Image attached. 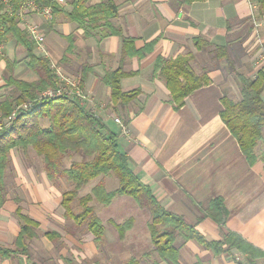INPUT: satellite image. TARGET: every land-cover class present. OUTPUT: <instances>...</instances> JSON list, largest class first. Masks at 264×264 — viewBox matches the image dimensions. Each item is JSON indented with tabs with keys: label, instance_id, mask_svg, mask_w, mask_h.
<instances>
[{
	"label": "crops",
	"instance_id": "1",
	"mask_svg": "<svg viewBox=\"0 0 264 264\" xmlns=\"http://www.w3.org/2000/svg\"><path fill=\"white\" fill-rule=\"evenodd\" d=\"M37 1L53 2L56 7L50 4L49 19L38 13L29 15L43 36L44 50L35 44L34 53L58 67L63 78L79 82L87 96L82 106L102 121L107 132L115 134L132 172L150 187L160 204L194 225L206 241H220L235 232L264 252V162L249 163L221 119L228 75L218 66L208 67L213 61L210 50L202 42L201 48L195 43L201 39L211 45L230 44L235 53H242L239 63L254 70L257 65L252 54L258 42L264 46V13L259 14L254 0H114L117 14L108 21L121 34H104L102 26L87 28L71 18L68 13L77 0ZM99 1L87 0V5ZM252 2L256 28L251 21ZM122 36L131 38L135 49L152 43L151 49L142 57L127 55L122 60ZM177 55H189V68L198 74L205 72L211 81L174 108L164 78L152 70L158 56ZM26 62L22 45L14 39L0 42V102L15 93L6 85L7 63L15 78L38 81ZM119 66L127 73L120 79L121 89H139L125 104L112 102L111 90L103 81L105 72ZM115 116L128 133L122 132ZM33 154L25 155L16 148L9 151L3 177L5 198L0 203V247L14 248L20 230L18 205L38 223L37 236L29 241L28 255L14 253L0 258V264H128L132 259L136 264H173L153 250L149 214L143 215L128 195H116L107 205L90 201L104 226L102 242L96 243L83 223L65 216L62 194L73 185L65 177L51 180ZM114 177L107 174L91 179L78 196L89 193L99 181L106 190L116 188ZM212 198L222 199L225 214L222 212L220 220L202 215L203 206ZM70 207L75 213L81 210L78 197ZM103 207H110V212H102ZM127 219L132 224L120 238L116 224ZM176 245L177 264H264V255L249 258L226 245L214 250L180 238Z\"/></svg>",
	"mask_w": 264,
	"mask_h": 264
},
{
	"label": "trees",
	"instance_id": "2",
	"mask_svg": "<svg viewBox=\"0 0 264 264\" xmlns=\"http://www.w3.org/2000/svg\"><path fill=\"white\" fill-rule=\"evenodd\" d=\"M254 2L259 14H263L264 0ZM45 4L56 7L53 2ZM18 5V1H13L12 10L8 12L0 3V42L14 39L17 44L22 45L26 49V63L36 72L39 79L36 82L19 80L13 76L12 66L7 63L9 75L6 78V85L13 87L15 93L0 102L1 117H6L15 104L34 99L37 92L53 87L58 82L49 60L34 53V40L17 25L15 11ZM116 14L117 6L114 0H100L94 5H87V0H77L68 13L71 18L78 20L87 28L102 26L104 34H121V31L108 21ZM195 43L198 48H201V44L212 47L211 54H215L214 57L218 60H224L238 79L240 97L234 101L226 94L223 95L220 116L236 138L247 161L253 163L260 159L264 162V74L258 70L256 77H249L236 70L234 64L239 61L242 53H235L234 46L230 48V44L211 45L201 39ZM133 45L131 38L122 36V60L127 55L144 56L151 49L152 43H146L140 49H135ZM188 59L189 55H177L174 58L158 56L153 65V74H160L164 78L174 108L180 107L193 90L211 81L205 72L202 74L192 72L187 63ZM126 74L122 66H119L115 70L105 72L103 76L104 83L111 90L110 97L113 103H128L139 92L138 88L127 92L121 89L120 79ZM83 78L81 75L80 81ZM44 119L47 122L43 124ZM259 142H262L263 146L257 152ZM12 148L20 150L25 155L31 149L40 158L51 180L65 177L73 185L62 194L61 205L65 210V216L83 223L86 229L94 234L96 243L102 242L104 226L89 202L94 199L107 205L116 195H128L140 208L148 210L151 243L153 250L162 260L177 264V238L182 242L193 239L214 250L218 246L226 245L249 258L264 255L262 250L235 232L227 233L220 241H206L194 225L187 223L182 216L166 210L155 198L150 187L132 172L127 156L118 149L115 134L107 132L102 121L77 100L67 96L34 100L31 106L22 109L14 120L0 129V203L5 198L3 177L8 164V154ZM107 174L117 178L116 188L106 190L103 182L99 181L89 193L78 196L79 189L88 181ZM76 197L81 207L77 213L70 207L71 201ZM222 212L225 214L222 199L212 198L203 206L202 215L208 214L220 220ZM16 213L20 220V230L14 239V248L0 247V258L9 257L14 253L28 255L29 241L37 236L38 223L24 214L19 205ZM131 224L132 219L116 224L120 238ZM128 264H136V261L132 259Z\"/></svg>",
	"mask_w": 264,
	"mask_h": 264
},
{
	"label": "built area",
	"instance_id": "3",
	"mask_svg": "<svg viewBox=\"0 0 264 264\" xmlns=\"http://www.w3.org/2000/svg\"><path fill=\"white\" fill-rule=\"evenodd\" d=\"M15 0H0V3L4 5V10L11 11L12 10V2ZM18 1L19 5L15 11V20L17 25L23 29L30 38H32L36 44V46L43 49V36L37 30L35 24L30 22L29 15L30 14H41L45 18L49 19L52 16V7L49 4H41L37 0H16ZM59 3H62L63 0H56ZM251 6V21L253 26L256 28L257 23V13H256V6L254 3H250ZM260 43V42H259ZM261 45V44H260ZM256 65L257 71L253 74L252 77L257 76L258 70H261L264 74V47H260L257 52L256 56ZM51 68L54 70V73L58 77V82L53 87H47L39 92L36 93L34 99H27L24 102L15 104L13 110L6 116H0V129L7 126L12 120L15 119L16 116L21 112L23 109H27L34 100L50 98V97H60V96H67L71 99L77 100L79 103H83L84 100L87 99L86 94L83 92L82 88L79 85V82L76 80H69L63 78L61 71L58 67L51 64ZM263 96H264V86H263ZM114 121L120 126L122 132L124 134L128 133L126 126L121 121L120 117L115 116Z\"/></svg>",
	"mask_w": 264,
	"mask_h": 264
},
{
	"label": "rangeland",
	"instance_id": "4",
	"mask_svg": "<svg viewBox=\"0 0 264 264\" xmlns=\"http://www.w3.org/2000/svg\"><path fill=\"white\" fill-rule=\"evenodd\" d=\"M259 43V42H258ZM262 45H260V43H259V46H257V48H256V50L253 52V58L256 60V56H257V52H258V49L261 47ZM262 47H264V46H262ZM205 48H207V50H210L209 52H211V50H212V47H209V46H207V47H205ZM215 56V54H213L212 53V57H211V59L213 60L209 65L207 64V66L208 67H216V66H218V67H220L219 68V70H221V71H224L225 73H227V85L225 86L226 87V90H227V96L229 97V98H231L232 100H234V99H239V97H240V95H239V81H238V79L236 78V76L234 75V73L232 72V71H230V68L228 67V65H224V64H221L218 60H216V58L214 57ZM215 60V61H214ZM223 65H224V67H226L227 68V70H225V69H223ZM222 67V68H221ZM256 67V66H255ZM254 67V70H249L250 68H249V66L248 67H243L242 66V63H239V61L237 62H235V64H234V68L236 69V70H238L239 72H241V73H244L245 75H247L248 76V73H250L249 74V77H252L253 76V74L257 71V70H255V69H257V67L255 68ZM191 69V68H190ZM191 71L192 72H194L195 74H198V73H196L194 70H192L191 69ZM202 73H204V72H201L200 74H202ZM229 73V74H228ZM235 101V100H234ZM47 121H46V119H44L43 121H42V123L44 124V123H46ZM263 146V143L262 142H259V144L257 145V147H256V150H257V148H260V147H262ZM28 152H30L31 154H33L34 152L31 150V149H29L28 150ZM33 152V153H32ZM34 155V154H33ZM32 155V156H33ZM34 156H36V155H34ZM38 158V157H37ZM78 158V157H77ZM40 159V158H39ZM66 164H68V162H65ZM114 178H116V177H114ZM132 200V199H131ZM133 203L132 204H135L134 203V201H132ZM89 204H90V202H89ZM91 205V204H90ZM110 207H103L102 209H101V211L102 212H110ZM142 214L143 215H148L149 214V212H148V210L147 209H145V208H142Z\"/></svg>",
	"mask_w": 264,
	"mask_h": 264
}]
</instances>
